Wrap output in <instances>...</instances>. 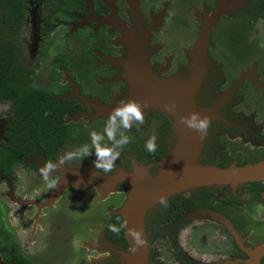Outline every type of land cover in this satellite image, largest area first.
Listing matches in <instances>:
<instances>
[{
  "label": "flooded vegetation",
  "instance_id": "flooded-vegetation-1",
  "mask_svg": "<svg viewBox=\"0 0 264 264\" xmlns=\"http://www.w3.org/2000/svg\"><path fill=\"white\" fill-rule=\"evenodd\" d=\"M47 1L38 2L36 56L23 72L34 86L39 65L47 64L50 79L40 88L50 100L68 103L61 123L71 135L53 154L35 150L11 163L3 152L9 101L0 100L7 104L0 115V264H8L12 250L22 264H124L123 230L116 235L108 225L122 222L118 210L128 184L102 179L138 165L154 174L155 162L176 143L171 117L144 109L143 125L122 130L131 143L119 149L107 175L95 168L94 151L55 170L56 189L47 187L40 167L90 145V132L103 133L107 110L129 100L133 51L144 54L149 81H168L174 97L190 89L191 52L215 9L204 70L193 86L194 106L211 118L198 162L224 168L264 160V0H67L46 34ZM152 135L154 153L145 149ZM103 143L110 146L107 137ZM167 201L144 216L147 264H264V180L234 189L201 186Z\"/></svg>",
  "mask_w": 264,
  "mask_h": 264
},
{
  "label": "water",
  "instance_id": "water-1",
  "mask_svg": "<svg viewBox=\"0 0 264 264\" xmlns=\"http://www.w3.org/2000/svg\"><path fill=\"white\" fill-rule=\"evenodd\" d=\"M219 12L215 9L211 21H207L200 28L198 41L191 52L190 68L194 84L190 89L181 92L180 97H174L172 84L168 81H149V68L141 51H133L132 60L127 65L128 83L130 88L129 100H135L144 106V109H157L171 117L172 127L176 135V143L171 152L155 162L156 171L148 173V166H133L130 172H118L106 180L108 183L121 179L128 184V192L121 204L118 214L121 220H127L128 227H135L143 231L144 216L161 196L169 197L180 192L201 186L226 185L231 189L253 181L264 180V160L251 164L235 166L233 164L218 168L211 165H202L198 162V155L202 145L200 134L186 128L179 123L181 116L198 112L205 115V109H197L193 103V86L200 80L203 70V57L207 45L208 33ZM135 54V55H134ZM184 92V93H183ZM178 92H176L177 94ZM175 104L174 112H166V104ZM110 111L105 113L108 115ZM94 177V176H91ZM96 179V177H94ZM99 180V178H97ZM61 186V183L59 184ZM123 238L128 248L122 253L124 264H147L146 246L137 251H130L134 242L123 230Z\"/></svg>",
  "mask_w": 264,
  "mask_h": 264
},
{
  "label": "trees",
  "instance_id": "trees-1",
  "mask_svg": "<svg viewBox=\"0 0 264 264\" xmlns=\"http://www.w3.org/2000/svg\"><path fill=\"white\" fill-rule=\"evenodd\" d=\"M47 10L42 12L46 34L59 20L67 0L47 1ZM23 0H0V100H8L9 144L11 163L33 152L45 156L57 152V148L71 135L68 125L61 123L62 114L70 111L66 101L49 99L47 90L35 87L31 75L17 66V31L24 19ZM47 113L48 115H45ZM8 264H22V258L11 251Z\"/></svg>",
  "mask_w": 264,
  "mask_h": 264
},
{
  "label": "clouds",
  "instance_id": "clouds-1",
  "mask_svg": "<svg viewBox=\"0 0 264 264\" xmlns=\"http://www.w3.org/2000/svg\"><path fill=\"white\" fill-rule=\"evenodd\" d=\"M166 112H174L176 105L166 104L164 106ZM45 115H48L45 113ZM145 123L144 106L135 100H128L127 102H121L117 107L113 108L108 114L106 124L103 129V133L96 131L90 132L91 144H85L81 147L64 153L59 160L55 163L52 161H46L43 166L40 167V175L49 189H56L60 180L53 179V173L61 166L67 164L69 161H75L77 159L82 160L95 153L96 159L93 162L98 172L107 175L115 170V163L120 156L119 149L131 143V138L125 134V131H130L133 125L141 126ZM179 123L188 129H191L200 134V138L204 139L207 136L208 129L211 124V118L208 116H202L198 112L189 113L187 116H181ZM107 137L110 142V146L103 143ZM145 149L154 153L157 149V136L152 135L145 142ZM158 203L162 207L168 206L167 198L164 196L159 197ZM119 219V218H118ZM127 220L124 219L119 225L109 224L108 231L119 235L122 230H126L127 235L132 238L134 242L130 251H137L141 247L147 246V240L144 237L142 230L135 227H128Z\"/></svg>",
  "mask_w": 264,
  "mask_h": 264
},
{
  "label": "rangeland",
  "instance_id": "rangeland-1",
  "mask_svg": "<svg viewBox=\"0 0 264 264\" xmlns=\"http://www.w3.org/2000/svg\"><path fill=\"white\" fill-rule=\"evenodd\" d=\"M38 2L39 0H24V19L23 23L17 31V65L23 70L30 69L34 63L36 56V44L38 36ZM59 32L56 33V36ZM55 38V34L52 35ZM49 67L46 63L40 64L37 74L33 76L34 86L46 87V83L50 79ZM6 103L0 102V115L6 108ZM3 186H1L2 188ZM13 224H17L13 222Z\"/></svg>",
  "mask_w": 264,
  "mask_h": 264
}]
</instances>
